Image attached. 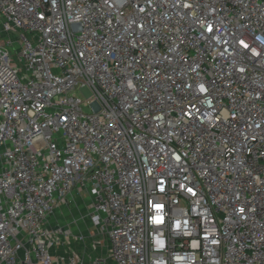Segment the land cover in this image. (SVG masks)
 Here are the masks:
<instances>
[{
  "label": "built area",
  "instance_id": "built-area-1",
  "mask_svg": "<svg viewBox=\"0 0 264 264\" xmlns=\"http://www.w3.org/2000/svg\"><path fill=\"white\" fill-rule=\"evenodd\" d=\"M0 264H264V0H0Z\"/></svg>",
  "mask_w": 264,
  "mask_h": 264
},
{
  "label": "rangeland",
  "instance_id": "rangeland-1",
  "mask_svg": "<svg viewBox=\"0 0 264 264\" xmlns=\"http://www.w3.org/2000/svg\"><path fill=\"white\" fill-rule=\"evenodd\" d=\"M5 37H2L4 39ZM13 38H16L14 35ZM77 96L84 100L90 96L88 87H82L77 91ZM84 111H88L84 108ZM87 224V219H83L77 209H69L68 211H56L51 214L48 225L51 228L57 229L56 236L62 238L59 250L67 253L82 254L81 247L77 244L76 236L79 234L84 235L85 248L88 254L92 257H97L100 250H105V235L96 232L95 227L91 223ZM97 251V252H96Z\"/></svg>",
  "mask_w": 264,
  "mask_h": 264
},
{
  "label": "crops",
  "instance_id": "crops-1",
  "mask_svg": "<svg viewBox=\"0 0 264 264\" xmlns=\"http://www.w3.org/2000/svg\"><path fill=\"white\" fill-rule=\"evenodd\" d=\"M69 209H77L79 212H80V215L86 220L87 218L84 216V214L86 213V210H85V206L81 203V202H77V203H75V204H73V205H70L69 207H62V208H58L56 211H59V210H61V211H68ZM87 223H88V220H87ZM97 252V251H96ZM98 253V255L99 254H102V253H104V251H99V252H97ZM89 255H91V254H89Z\"/></svg>",
  "mask_w": 264,
  "mask_h": 264
},
{
  "label": "snow or ice",
  "instance_id": "snow-or-ice-1",
  "mask_svg": "<svg viewBox=\"0 0 264 264\" xmlns=\"http://www.w3.org/2000/svg\"><path fill=\"white\" fill-rule=\"evenodd\" d=\"M245 47H247V45H244ZM157 222H159V221H157Z\"/></svg>",
  "mask_w": 264,
  "mask_h": 264
}]
</instances>
